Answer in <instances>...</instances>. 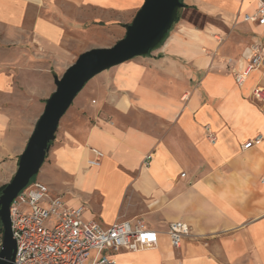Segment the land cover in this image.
<instances>
[{
	"label": "crops",
	"instance_id": "crops-1",
	"mask_svg": "<svg viewBox=\"0 0 264 264\" xmlns=\"http://www.w3.org/2000/svg\"><path fill=\"white\" fill-rule=\"evenodd\" d=\"M259 2L184 0L157 49L92 79L95 103L52 144L46 164L71 189L43 183L68 207L92 196L102 207L96 215L85 207V221L107 228L140 219L160 234L157 247L123 251L117 264H264V103L251 97L264 75L235 80L252 46L264 47V27L243 21ZM142 3L0 0V181L17 167L43 109L39 76L53 82L81 54L112 47L91 36L107 43L109 28L122 34ZM95 151L102 158L91 167ZM105 178L119 188L114 206ZM175 222L191 227L178 250L167 236Z\"/></svg>",
	"mask_w": 264,
	"mask_h": 264
},
{
	"label": "built area",
	"instance_id": "built-area-1",
	"mask_svg": "<svg viewBox=\"0 0 264 264\" xmlns=\"http://www.w3.org/2000/svg\"><path fill=\"white\" fill-rule=\"evenodd\" d=\"M245 23L264 27V0H260L254 14L243 17ZM244 70L235 73L238 86H242L254 72L264 75V47L255 45ZM232 60H228V65ZM251 97L264 103V87L258 84ZM261 138L249 141L244 149L260 143ZM90 162L99 166L101 153ZM150 156L146 160H150ZM185 177V175H182ZM85 207H68L65 198L52 193L44 183L36 180L13 201L10 209L11 228L16 250L13 264H117L115 257L123 252H138L158 246L160 234L144 221H118L103 228L95 221L84 220ZM56 219L52 230L46 227ZM167 236L171 246L178 250L191 236V227L184 222L169 225ZM3 232L0 234V251Z\"/></svg>",
	"mask_w": 264,
	"mask_h": 264
},
{
	"label": "water",
	"instance_id": "water-1",
	"mask_svg": "<svg viewBox=\"0 0 264 264\" xmlns=\"http://www.w3.org/2000/svg\"><path fill=\"white\" fill-rule=\"evenodd\" d=\"M183 6L180 0H145L133 22L127 26L124 39L111 48L81 54L61 78L55 77L56 90L46 101L44 112L19 158L16 174L0 196L3 232L0 264L14 263L16 242L11 228V205L44 166L60 122L76 97L96 76L153 52L172 29Z\"/></svg>",
	"mask_w": 264,
	"mask_h": 264
},
{
	"label": "rangeland",
	"instance_id": "rangeland-1",
	"mask_svg": "<svg viewBox=\"0 0 264 264\" xmlns=\"http://www.w3.org/2000/svg\"><path fill=\"white\" fill-rule=\"evenodd\" d=\"M144 2H145V0H143V3L141 5H137L135 7V9H133V12L128 15V17L126 18V20H124L121 23V26H122V34L112 33L111 29L109 28V32H110V34H109V41L106 43V40L103 41L101 39L102 38V35L100 36V35H97L96 34V35H92L91 36L92 39H93V41L96 42L94 44H98V43H99V45L100 44H106V45H111L113 47L120 40L124 39V37L126 36V28H127V26L130 25L133 22V20L135 19L138 11L143 6ZM113 29H117V28L116 27H113ZM171 31H172V29L170 30V32ZM170 32L168 33V35L170 34ZM168 35H167V37H168ZM62 76L63 75L56 76L54 74L53 82H52V77H50L49 80H47L46 77L39 76V78L37 79V81L39 82L38 85H40L39 86L40 90H44V91L47 90V92H45V94H42V95H37L39 97L44 95L45 98H44V100L41 101L43 103V109L40 111V114H38V116L34 120V122L36 121L35 122V125H36L37 121L39 120V118L41 117V115L44 112V108H45V105H46V101L51 97V95L56 90V86L54 84L55 77L61 78ZM97 78L98 77H96L95 79H97ZM94 81L95 80H91L85 86V88L82 90V92L76 97L75 101L73 102L72 106L67 111V113L65 114V116L62 118V120L60 122V125H59V129H58L57 135H56V139L58 138V135L59 134L60 135H63L65 131L69 130V128L74 123V121L82 118V116L84 114V112L82 111V109L87 104H89L90 102L92 103V101H90V100H93V103H95L94 100H96V99L93 98V96L91 95V92L89 91V88H88L89 87L88 85H90L91 83H94ZM48 82H52V84H50L51 85L50 88H49V83ZM106 111L109 112V113H112V114L114 113V111L112 109H107ZM35 125H33V127L31 128L32 129L31 130V135H32V133L34 131ZM31 135H30V137H31ZM30 137H29V139H30ZM19 158H18V161H19ZM2 169L3 168H1V166H0V176H1V173L3 174ZM17 170H18V165H17L16 168H14V170L12 172L6 170L5 177L0 181V187L5 186V185L7 186L11 182V180L13 179V177L16 174ZM36 180H38V181H40L42 183L43 182L45 183V180H46L57 191H63V190L66 191L68 189H71V187L69 186L70 184H69L68 179L67 178H64V177H61L56 172L50 170L48 168L46 162H45L44 166L42 167V170H40L39 174L32 179V181H36ZM107 183H108V179L105 178L103 180V185L105 186V190L108 192V196L106 197V201L105 202L107 203V201H109L108 202L109 206H114L117 203V201L119 200V197H120V195H119V188H118V186L116 184L113 185L112 179L111 180L109 179L108 187H107ZM83 204L85 205V207H88V209L90 210L91 214H95V215H96V213L98 214V212H96V211L102 207L101 204L98 202V199L95 198V197H92V196L85 197V200H84ZM55 223H56V219H52L51 222H48L46 224V227L48 229L52 230L53 227H54V225H55Z\"/></svg>",
	"mask_w": 264,
	"mask_h": 264
},
{
	"label": "trees",
	"instance_id": "trees-1",
	"mask_svg": "<svg viewBox=\"0 0 264 264\" xmlns=\"http://www.w3.org/2000/svg\"><path fill=\"white\" fill-rule=\"evenodd\" d=\"M180 1H181V3L184 4V0H180ZM184 8H187V6H186L185 4H184V6H183V9H184ZM181 10H182V9H181ZM181 10L179 11L178 17H177V19H176V21H175L173 27H174L176 24H178L179 21H180V19H181ZM173 27H172V29H173ZM167 35H168V34H167ZM166 37H167V36H166ZM166 37H165V39H166ZM165 39L163 40V42L165 41ZM163 42H162V43H163ZM162 43H161V44H162ZM161 44H160V45H161ZM160 45H159V46H160ZM159 46H158V47H159ZM158 47H157V48H158ZM157 48H156V49H157ZM147 56H148V55H147ZM52 144H53V143H51L50 145H52ZM47 157H48V154H47V156H46V160H47ZM5 187H6V185L0 187V196H1V194H2V191L5 189ZM0 234H2V227H1V225H0Z\"/></svg>",
	"mask_w": 264,
	"mask_h": 264
}]
</instances>
